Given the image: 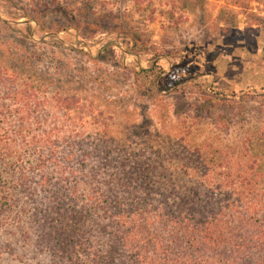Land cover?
<instances>
[{"label": "rangeland", "instance_id": "rangeland-1", "mask_svg": "<svg viewBox=\"0 0 264 264\" xmlns=\"http://www.w3.org/2000/svg\"><path fill=\"white\" fill-rule=\"evenodd\" d=\"M0 21L3 64L77 100L150 174L200 159L264 178V0H0Z\"/></svg>", "mask_w": 264, "mask_h": 264}, {"label": "trees", "instance_id": "trees-1", "mask_svg": "<svg viewBox=\"0 0 264 264\" xmlns=\"http://www.w3.org/2000/svg\"><path fill=\"white\" fill-rule=\"evenodd\" d=\"M3 59L0 264H264V178L200 159L152 175L145 151L96 118L87 129L77 100L40 94Z\"/></svg>", "mask_w": 264, "mask_h": 264}]
</instances>
